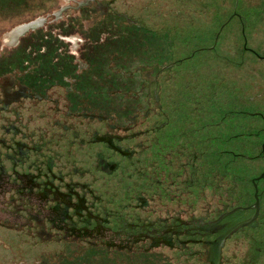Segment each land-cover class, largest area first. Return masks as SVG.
I'll return each mask as SVG.
<instances>
[{"label": "rangeland", "instance_id": "374dc122", "mask_svg": "<svg viewBox=\"0 0 264 264\" xmlns=\"http://www.w3.org/2000/svg\"><path fill=\"white\" fill-rule=\"evenodd\" d=\"M89 1H98L96 11L106 10V3L110 1L111 9L125 14L130 20L126 24L122 18L111 15L112 18H102L97 23L100 18H91L94 12L87 8L81 9L80 6V13L85 15V19L80 17V22H66L60 29L70 30L76 27V30L88 31V35L92 36L85 44L83 54L86 55V61H91L90 65L96 67V73H92L97 79L96 113L99 110L115 114L150 113L148 121L141 122L139 119V124L135 123L133 129L152 126V113L157 111V104L146 94L152 80V66L168 64L166 66L170 67H166L168 69L162 71L159 77L161 88L170 94L174 87L176 91L173 90L172 103L162 99L161 109L172 113L171 122L176 125H185L186 117L194 120V115L202 113L206 117L203 119L206 125L211 126L218 122L220 125L230 126L231 132L241 133L235 143L231 139L234 133L229 134L224 145L229 149L225 155L224 204L226 209L235 205L252 204L254 190L251 179L264 170V154L261 153L264 152V4L261 12L245 22L242 33V25L236 18L220 30L224 18L226 19L234 7V0H0V57L8 53H19L18 48L26 43L23 35L13 43L5 41V36L16 25L39 16L47 17V13L55 15V19L71 16L74 10L67 9L62 15L63 10L59 9L64 6L61 5L73 7ZM255 1L257 5L259 0H248L247 4L243 0L247 12L256 6ZM90 7L93 9L95 6ZM90 24L94 25L90 27ZM61 38L70 52H76L77 46H80V42L76 41L77 37L66 40L63 36ZM62 42H57L55 38L47 42L43 40L41 43L45 44L47 51L48 47L54 46L52 53L48 55L46 50L43 52L45 54L37 52L40 43L31 44L28 40V45L33 47L31 49L36 51V55L27 59L39 62L36 69L38 75H34L36 78H40V73L53 77L61 72L57 70L61 65L46 64L60 62L54 50L55 46L63 47ZM244 42L255 53L244 49ZM65 54L71 55L69 52ZM67 56L65 57L68 60ZM187 56L188 59L182 60ZM16 58L6 60L19 63V54ZM55 58L58 60L55 61ZM179 59L181 60L177 62ZM81 61L83 66L84 60ZM172 62L175 63L171 65ZM21 65L22 63L20 68ZM107 67L109 73L105 75ZM13 69L5 71L4 74L8 75L0 78V264H165L159 259L157 261L154 252L144 254L139 251L127 255L124 251L112 250V254L119 257L111 258L99 255L105 254L104 251L93 250L84 244L49 241L54 232H46L40 220L45 216L52 220L57 218L59 222L56 220L55 224L59 226L62 216L53 214L52 209L48 208L43 184L33 174L38 172L37 165L41 164L39 160L42 152L52 157L54 170L60 172L71 167L72 163L81 164V167L88 166L93 160H86V157L81 156L82 151L76 153L73 147L68 150L67 146L61 148L53 142L57 140L56 134L63 124L78 127L84 134L88 127L85 123L79 124L78 120L65 116L66 114L56 112L57 104L60 111L64 109L61 98H65L67 87L56 86L54 90H49L54 92V98H60L58 103L49 99L36 101L25 97L18 98L24 89L15 92L14 83L15 79L22 80L24 74L20 75L17 72L19 70ZM30 77L26 74L24 80L28 81ZM72 79L67 77V81ZM84 81L81 80L82 83ZM143 96H148V100H144ZM187 97L189 108H186ZM82 99H77V102L81 103ZM88 103L83 101L79 109H84V105ZM162 117L157 119L164 120ZM84 122L90 123L87 119ZM204 122L196 121L187 125L198 126ZM94 123L99 122L92 124ZM64 130L62 126L60 133ZM42 134L43 138L40 137ZM136 141H140L141 146L144 145V150L143 153L136 154L140 161L134 167L143 173L147 172L152 178L151 165L158 162L154 155V136L145 134L143 138L137 137ZM29 143L39 151L35 153L32 150L28 159ZM133 143L134 140H131L124 145L132 147ZM40 146L43 148L40 149ZM236 147L244 157H233L231 153ZM216 148L221 149L222 146L219 144ZM165 149L169 163L171 151L169 152L168 146ZM69 151L75 156L74 160L67 159ZM255 155L257 157L252 158ZM236 164L240 178L236 175ZM99 176L108 181L115 179L114 175ZM76 178L90 181L89 183L92 181V177L88 175ZM258 187L263 192L260 197V222L230 236L224 245L221 264H244L250 238H256L260 247L255 264H264V179L259 181ZM133 193L142 195L136 190ZM220 193L221 190L208 189L196 207L199 209L207 202L216 207ZM144 195L148 197V202L143 201L147 205L146 209L156 210L161 215L168 213V209L178 212L186 204L172 199L161 203L154 194ZM199 212L200 210H196L194 213ZM251 213L252 209H248L236 217H248ZM208 216L213 217L215 214ZM197 247L199 246L193 247L194 251L199 249ZM56 253L60 255L57 256ZM168 255H172V252H168ZM177 264L200 263L187 262L180 258Z\"/></svg>", "mask_w": 264, "mask_h": 264}, {"label": "flooded vegetation", "instance_id": "af4514ba", "mask_svg": "<svg viewBox=\"0 0 264 264\" xmlns=\"http://www.w3.org/2000/svg\"><path fill=\"white\" fill-rule=\"evenodd\" d=\"M110 3V1L106 3V10L103 11H96L98 1L78 3L73 7L61 5L62 7L66 6L65 9L64 7L59 9V11L63 10L62 15L64 11L70 8L74 10L72 15L55 19V15L47 13V17L34 18H38L34 25L42 23L23 34L26 43L23 47L18 48L20 62L7 61L5 64L7 66L0 68V78L8 75L4 72L11 68H14L13 71L19 70L17 72L20 75L24 74L22 80H14V87H16L13 90L15 92L24 89L22 94H19L20 97L18 98L20 99L22 97L36 101L49 99L58 103L60 98H54V92L52 93L49 90L51 88L54 90L56 86L67 87L65 98H61L64 109L60 111V106L57 104L58 109H56V112L66 114L65 116L78 120L79 124L85 123L88 127L85 131L86 134H84L80 132L78 127L63 124L65 130L60 133L62 129V126H60L59 133L56 134L57 140L53 141L61 148L67 146L68 150L73 147V151L76 153L82 151L81 156L86 157V160H93L88 166L81 167V164L72 163L71 167H66L64 172H60L54 170V164L51 162L52 157L44 152L41 153V159L39 160L41 164L37 165L38 172H35L33 176H38L43 184V193L47 197L48 208L52 209L53 214H61L62 216V222L59 223V226L55 224L57 218L52 220L46 216L40 220L42 222L41 226L46 232H54L49 240L52 243L73 242L78 245L84 244L93 250L104 251L105 254L99 253V255H106L111 258L119 257L114 256L112 250L124 251L127 255L140 251L144 254L154 252L157 261L159 259L165 264H177L180 258L187 262L197 261L200 264H221L225 242L236 232L257 225L261 216L259 207L256 223L233 232L223 239L228 231L248 219L254 212V208H250L252 213L248 217L238 218L233 215L234 222L232 223L225 219L234 212L217 219L220 214L232 208L226 209L224 204L225 155L227 151L229 152V149H226L224 145L226 140L229 139L228 135L237 131L231 132L230 126H223L218 122L211 126L206 125V122L203 121L206 117L202 113L194 115V120H189L186 117L185 125H176L171 122L172 113L161 109L163 106L162 99L164 102L172 103L173 90L176 91V89L175 87L172 89V94L164 92L161 88V78H159L161 72L170 67L166 66L168 64L152 66V80L146 92L157 104V111L152 113V121L154 122L152 126L133 129L135 123L139 124V119L141 122L148 121L150 113L115 114L110 113L111 111L103 113L100 110L96 113L95 107L98 103L95 98V84L97 79L95 78L96 75L92 74L96 73V67L93 65L92 67L90 65L91 61L87 62L86 55L83 54L85 44L89 42L88 39H91L92 36L88 35V31L76 30V27L70 30L62 29L60 31V29L63 28L66 22L77 20L80 22V17L85 19V15L80 13V6L81 9H91L94 12L91 18H100L97 23L102 18L111 15L122 18L126 24L129 23L130 20L125 14L118 13L110 8ZM92 5L95 6L93 9L90 7ZM101 14L103 15L101 16ZM83 19H81V22ZM93 25L90 24V27ZM26 33L28 35H25ZM61 36L65 40L69 37H77V40H75L80 42V46H77L76 52H70L69 47L66 48L63 45ZM51 38H55L57 42L61 41L63 47L55 46L54 50L58 54L60 62L46 65H61L57 69L61 72L53 77L40 73V78H36L34 75H38L36 69L39 62L28 60L36 55V51L31 49L33 47L28 45V40L31 41V44H41L37 51L39 54L46 53L49 55L52 53L51 49L54 46L48 47L47 51V47L41 42L43 40L46 42L51 41ZM16 40L18 39L14 30L8 32L5 36V41L8 43H13ZM244 49L249 50L248 48ZM68 52L71 54L70 56L65 54ZM27 53L28 56L26 57ZM65 56L68 57V60ZM58 58L54 60L57 61ZM1 59L17 58L16 54L8 53L0 57ZM81 60H84L83 66ZM20 63H22L21 68L19 67ZM174 63L172 62L171 65ZM107 69L109 70V67ZM141 71H143L142 68ZM26 74L31 76L28 81L24 80ZM67 77L73 79L67 81ZM81 80H85L84 83ZM69 84L70 87L67 86ZM99 89L102 91L101 86ZM148 96H143V99L148 100ZM79 98H83L84 102H89L84 105L82 110L79 109V106L81 107L83 101L78 103L77 99ZM186 101V108H189L188 97ZM66 107L67 109H65ZM159 117L164 118V120L157 119ZM85 119L89 120L90 123L84 122ZM196 121L204 123L198 126L187 125ZM93 122L99 123L92 124ZM212 126L214 128H209ZM145 134L154 136L156 147L154 155L158 160L157 163H159L151 165L152 178L148 176L147 172L143 173L142 170L134 167L136 162L140 161L136 154H141L144 150V145L141 146V142L136 141V139L137 137L143 138ZM239 134L241 133L238 131L237 134L231 135L234 143L235 139L239 138ZM40 137L43 138V134ZM177 139L178 141H176ZM131 140H134L132 147H126L124 144ZM43 142H45V139ZM219 144L222 146L221 149L216 148ZM167 146L169 152L171 151L169 163H167L165 156ZM237 146L239 148V144ZM42 148L40 146V149ZM238 148L233 149L231 153L234 158L240 157ZM32 150H35V153L39 151L29 143L28 159ZM261 153L264 154V152ZM74 157L70 151L67 153V159L74 160ZM28 167H30L29 162ZM236 167H238V164H236ZM83 175L92 177L91 183L76 178ZM99 175H114L115 179L108 181L102 179ZM136 175L137 178L135 179ZM236 175L240 178L239 167L236 170ZM97 180L98 182H96ZM259 181L256 184L260 202L263 192L258 187ZM132 184H135V186ZM208 189L221 190L217 206L212 207L207 202L198 209L196 205ZM134 190L141 192L142 195L138 193L134 195ZM149 193L154 194L158 202L165 203L167 200L172 199L178 203L185 202V207L179 208L178 212H175V209H168V213L158 214L156 210L146 209L147 205L145 206L143 202H148V197L144 194L148 195ZM196 210H200V212L195 214ZM209 214H215V216L210 217ZM33 219L40 223L38 219ZM258 245L259 242L256 238H250V247L244 258V264H255V257L260 252ZM194 246H199L197 247L199 249L194 251ZM155 251L158 252V255ZM168 252H172V255H168ZM56 255L59 256L60 254L56 253Z\"/></svg>", "mask_w": 264, "mask_h": 264}, {"label": "water", "instance_id": "95a60500", "mask_svg": "<svg viewBox=\"0 0 264 264\" xmlns=\"http://www.w3.org/2000/svg\"><path fill=\"white\" fill-rule=\"evenodd\" d=\"M231 17H232V15L229 16V18L221 25L220 30L231 19ZM239 18H240V16H239ZM37 19L30 20V21H27V22H24V23H21V24H18L17 26H15L12 30H14V32L16 33V38L18 39V37L22 36L29 29H34V28L38 27L42 22L39 25H34ZM241 25H242V33H243L244 32V26H243V24H241ZM18 27H23L20 32H16L15 31V29L18 28ZM243 47L247 48L246 45H245V42H244ZM248 49L255 53L254 50H252L250 48H248ZM263 178H264V170L261 171L259 173V175L255 176V177H253L251 179V182L253 183V187H254V195H253L254 196V202L251 205H247V206L237 205V206H234L231 209H229L228 211H225L223 214H220L219 217L217 218V219H220V218L224 217L225 215L232 214L235 211L247 210V209H250V208H254L253 214L248 219L240 222L234 228H232L230 231H228L225 234V236L223 237V239L228 237L233 232H236V231H238V230H240V229H242V228H244L246 226H251L252 224L256 223L257 217H258V214H259V207H260L259 193H258V188H257L256 182L259 181L260 179H263Z\"/></svg>", "mask_w": 264, "mask_h": 264}, {"label": "trees", "instance_id": "16d2710c", "mask_svg": "<svg viewBox=\"0 0 264 264\" xmlns=\"http://www.w3.org/2000/svg\"><path fill=\"white\" fill-rule=\"evenodd\" d=\"M247 1L248 0H244L245 4H247ZM254 4L256 5V1H255ZM254 4H253V6H255ZM263 4H264V0H259L258 4L255 7H253L252 10H248L249 12H247V9L245 7L246 5H243V0H234V7L232 8L231 12L226 16V19L224 18L223 21L225 22L228 19V17L232 15V17H231L230 20H233V18L239 19L240 20V23L241 24L244 23L243 26L245 27V22L247 20H249V17L250 18H254L255 14L257 15V13L261 12V9L263 8ZM223 15H224V13H223ZM239 16H240V18H239ZM110 17L112 18L113 16H110ZM107 18H109V17H107ZM17 54H19V53H16V55ZM156 58H157V56H156ZM188 58L189 57H187V58L184 57L182 60H185V59H188ZM7 61L8 60H6V59H1L0 62H2V63H1L0 66H4L7 63ZM177 61H179V60H177ZM106 73H109V70L104 72L105 75H106ZM240 156L241 157H244L243 155H240ZM256 157H257V155L253 156L252 158H256ZM225 166H226V161H225ZM224 168H226V167H224ZM243 212L244 211H236L231 216L226 217L225 220L232 223V222H234V216H237L238 214L243 213ZM258 221L260 222L259 219H258Z\"/></svg>", "mask_w": 264, "mask_h": 264}, {"label": "bare ground", "instance_id": "6f19581e", "mask_svg": "<svg viewBox=\"0 0 264 264\" xmlns=\"http://www.w3.org/2000/svg\"><path fill=\"white\" fill-rule=\"evenodd\" d=\"M22 28H23V27H18V28H16V31H17V32H20V31L22 30Z\"/></svg>", "mask_w": 264, "mask_h": 264}]
</instances>
